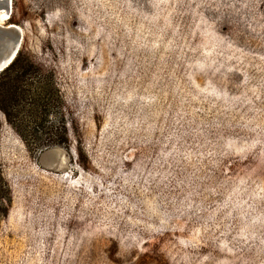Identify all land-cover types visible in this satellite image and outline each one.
<instances>
[{"label": "rangeland", "instance_id": "374dc122", "mask_svg": "<svg viewBox=\"0 0 264 264\" xmlns=\"http://www.w3.org/2000/svg\"><path fill=\"white\" fill-rule=\"evenodd\" d=\"M2 22L69 142L30 151L0 111V264H264V0H11Z\"/></svg>", "mask_w": 264, "mask_h": 264}, {"label": "trees", "instance_id": "16d2710c", "mask_svg": "<svg viewBox=\"0 0 264 264\" xmlns=\"http://www.w3.org/2000/svg\"><path fill=\"white\" fill-rule=\"evenodd\" d=\"M21 51L0 72V111L30 151L69 142L65 124L51 120L61 106L57 87ZM11 191L0 166V217L8 214Z\"/></svg>", "mask_w": 264, "mask_h": 264}, {"label": "water", "instance_id": "95a60500", "mask_svg": "<svg viewBox=\"0 0 264 264\" xmlns=\"http://www.w3.org/2000/svg\"><path fill=\"white\" fill-rule=\"evenodd\" d=\"M8 1L4 0L0 3V7H3L6 12L9 7ZM22 39L23 29L20 26L0 23V72L15 59L20 50Z\"/></svg>", "mask_w": 264, "mask_h": 264}, {"label": "bare ground", "instance_id": "6f19581e", "mask_svg": "<svg viewBox=\"0 0 264 264\" xmlns=\"http://www.w3.org/2000/svg\"><path fill=\"white\" fill-rule=\"evenodd\" d=\"M8 5H9V7H8V11L7 12L4 11V10L0 12V19L2 21L6 20L9 17V15H10V11H11V0L8 1ZM1 8L2 7H0V9Z\"/></svg>", "mask_w": 264, "mask_h": 264}]
</instances>
